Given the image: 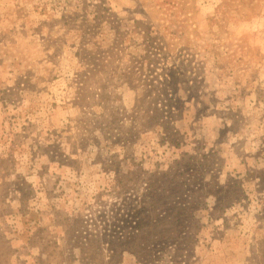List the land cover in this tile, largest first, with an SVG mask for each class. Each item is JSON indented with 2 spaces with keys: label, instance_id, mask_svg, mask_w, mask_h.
Returning <instances> with one entry per match:
<instances>
[{
  "label": "rangeland",
  "instance_id": "1",
  "mask_svg": "<svg viewBox=\"0 0 264 264\" xmlns=\"http://www.w3.org/2000/svg\"><path fill=\"white\" fill-rule=\"evenodd\" d=\"M0 264H264V0H0Z\"/></svg>",
  "mask_w": 264,
  "mask_h": 264
},
{
  "label": "trees",
  "instance_id": "2",
  "mask_svg": "<svg viewBox=\"0 0 264 264\" xmlns=\"http://www.w3.org/2000/svg\"><path fill=\"white\" fill-rule=\"evenodd\" d=\"M175 210H176V212H174ZM185 210H186V209H185ZM174 211L168 213L167 216H169V217L171 218L175 213H177V212L180 211V210H179V209H174ZM186 211L191 212L189 209H187Z\"/></svg>",
  "mask_w": 264,
  "mask_h": 264
}]
</instances>
